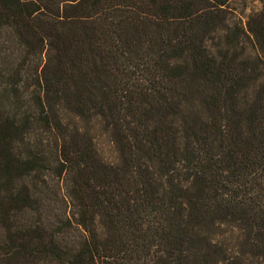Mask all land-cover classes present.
Listing matches in <instances>:
<instances>
[{
  "label": "trees",
  "instance_id": "trees-1",
  "mask_svg": "<svg viewBox=\"0 0 264 264\" xmlns=\"http://www.w3.org/2000/svg\"><path fill=\"white\" fill-rule=\"evenodd\" d=\"M251 1L0 0L23 55L0 82V264H264ZM29 62L34 111L17 114ZM50 171L75 209L53 222L36 196Z\"/></svg>",
  "mask_w": 264,
  "mask_h": 264
},
{
  "label": "rangeland",
  "instance_id": "rangeland-1",
  "mask_svg": "<svg viewBox=\"0 0 264 264\" xmlns=\"http://www.w3.org/2000/svg\"><path fill=\"white\" fill-rule=\"evenodd\" d=\"M249 0L248 3H250ZM252 2V1H251ZM256 4V3H255ZM23 59L22 52L19 49L17 41L8 33H0V82L4 79V75L12 73L19 68ZM38 62L37 60L35 63ZM29 65V66H28ZM24 71L23 82H22V97L21 99L15 98L11 103V108L16 111L17 114H23L24 112L32 113L34 111L33 101H32V88L26 89L27 86L32 85V74L34 70V64L29 62ZM28 90V91H27ZM74 118L71 117V121L74 123ZM77 124L81 126V123L75 119ZM99 126H97V129ZM94 136L97 137L98 146L106 160H112L115 153L112 147V144L107 135L101 134L97 130L93 131ZM32 142L36 141L38 138L35 132L32 133ZM47 136V135H45ZM51 140V138H50ZM46 178L47 185L31 181V184L37 183L40 190L36 193L38 197L43 200L44 207L43 212L48 221H55L57 216L61 214L73 213L75 211L72 203L70 201L68 190L70 180L68 177L59 179L52 171L49 172V175ZM30 184V183H29ZM36 217L35 213L30 215H25L20 218L21 221L26 222V220H34ZM67 240L69 241L72 237L67 235ZM4 238V231L0 228V241Z\"/></svg>",
  "mask_w": 264,
  "mask_h": 264
}]
</instances>
